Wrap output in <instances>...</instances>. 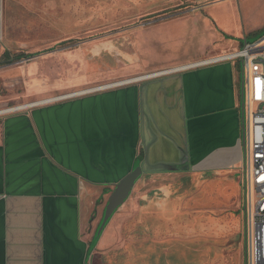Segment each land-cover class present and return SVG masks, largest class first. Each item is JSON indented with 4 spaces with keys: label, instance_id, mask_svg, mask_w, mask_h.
Returning <instances> with one entry per match:
<instances>
[{
    "label": "crops",
    "instance_id": "obj_1",
    "mask_svg": "<svg viewBox=\"0 0 264 264\" xmlns=\"http://www.w3.org/2000/svg\"><path fill=\"white\" fill-rule=\"evenodd\" d=\"M240 1L247 0L149 2L148 8L132 14L168 16L171 6L191 5L183 10L187 17L136 30L132 46L142 49L146 62L184 65L110 87H85L72 92L82 91L78 94L41 99L5 113L0 132V264H91L96 256L109 263V255L125 248L117 245L125 233L121 224L133 218L124 213L136 207L135 200L116 211L94 248L96 231L89 235L86 222L98 219L99 226L115 185L138 164L141 181L229 174L221 186L232 188L244 163L242 61L212 60L242 48L235 42L243 38L242 31L226 32L223 23H238ZM200 18L223 29L217 31L234 50L218 46L211 51L214 35L182 39L187 22ZM130 57L135 60L134 54ZM165 203L170 200H146L140 220L144 233L161 228L152 218L164 216Z\"/></svg>",
    "mask_w": 264,
    "mask_h": 264
},
{
    "label": "rangeland",
    "instance_id": "obj_2",
    "mask_svg": "<svg viewBox=\"0 0 264 264\" xmlns=\"http://www.w3.org/2000/svg\"><path fill=\"white\" fill-rule=\"evenodd\" d=\"M148 4L149 0H0V57L5 51L13 56L32 55L0 65V110L184 65L146 62L142 49L135 48L132 43L133 33L148 27L149 23L187 17L183 10L188 4L171 6L168 16H110L117 10L135 11ZM237 11L239 24L231 20L223 23L226 32L242 31L243 38L235 39L242 44L238 46L240 48L245 41L251 43L264 36V0L240 1ZM198 14L201 15V11ZM132 23L133 27H129ZM187 24L181 34L182 39L186 40L188 35L194 40L196 35L198 40L203 36L209 39L214 35V46L210 50L218 46L226 52L234 50V46L229 45L230 41L217 31L218 28L223 29L217 28L216 24H207L204 18ZM132 54L135 60L131 59ZM246 114L248 116V111ZM4 116L0 115V132ZM228 176L186 174L138 181L126 201L135 200L136 207L124 213L133 218L121 224L125 233L120 235L117 244L125 245V248L114 253L120 259L119 264H127V260L134 264H244L246 229L242 171L235 175L237 184L233 182L232 188L226 190L221 181ZM203 179L211 181L212 200L194 203L192 200L206 186ZM203 192L202 199L205 200L210 194L206 189ZM161 197L180 200L175 205L164 206L166 216L152 218L156 223L160 222L161 228L153 229L163 232L160 238L166 239V244L156 247L153 235L146 241L142 236L128 239L127 234L132 230L144 231L140 220L146 200ZM196 216L199 220L193 223ZM194 224L197 229H193ZM97 226L98 219L89 218L87 233L94 234ZM151 230L146 232L153 233ZM177 238H184L183 248L175 245ZM96 244L97 239L92 248ZM174 248H180L179 252L172 254L170 251ZM130 249L134 250L131 256L128 253ZM108 257L111 259V255ZM112 262L116 263L117 259ZM91 264L107 263L105 258L96 256Z\"/></svg>",
    "mask_w": 264,
    "mask_h": 264
},
{
    "label": "built area",
    "instance_id": "obj_3",
    "mask_svg": "<svg viewBox=\"0 0 264 264\" xmlns=\"http://www.w3.org/2000/svg\"><path fill=\"white\" fill-rule=\"evenodd\" d=\"M241 60L246 77L247 144L242 167L246 189L247 264H264V36L212 61Z\"/></svg>",
    "mask_w": 264,
    "mask_h": 264
},
{
    "label": "water",
    "instance_id": "obj_4",
    "mask_svg": "<svg viewBox=\"0 0 264 264\" xmlns=\"http://www.w3.org/2000/svg\"><path fill=\"white\" fill-rule=\"evenodd\" d=\"M247 42L245 41V44ZM182 69L176 68V70ZM130 82V81H128ZM121 83V82H120ZM123 83V82H122ZM112 86V85H111ZM110 87V86H100L99 88ZM246 99H247V88H246V77L243 67L242 61V73H241V104H242V145L244 150V155L246 152V144H247V118H246ZM143 175V170L141 166L135 167L128 175H126L122 180H120L114 187L112 191L108 203L105 207L103 218L99 229L97 231V235L101 236L104 231L106 225L112 218V216L116 213V211L128 200L130 197L136 183L140 180ZM243 213H244V223L245 229L247 233V224H246V189L244 188V197H243ZM246 248H247V239H246ZM245 264H247V258L245 256Z\"/></svg>",
    "mask_w": 264,
    "mask_h": 264
},
{
    "label": "flooded vegetation",
    "instance_id": "obj_5",
    "mask_svg": "<svg viewBox=\"0 0 264 264\" xmlns=\"http://www.w3.org/2000/svg\"><path fill=\"white\" fill-rule=\"evenodd\" d=\"M152 1H156V0H149V2H152ZM157 1H159L160 2V4L161 3H163V2H165L166 3V1L167 0H157ZM140 5H144V4H140ZM182 5V4H181ZM188 6H189V4H188ZM187 6V7H188ZM146 8H148L147 6H141L138 10H133V9H129L128 11H122V10H115L116 12L114 13V15H112V14H110V16H116V15H123V14H127V15H129L128 17L129 18H131V16H134V15H138V14H132L133 12H135V13H137V12H139V11H142V10H144V9H146ZM180 8V7H179ZM112 10H110V12H111ZM129 27H133V23L132 24H130V26ZM129 27H128V29H129ZM6 52H9V51H5L4 52V54L6 53ZM10 53V52H9ZM3 54V55H4ZM2 55V56H3ZM10 55L12 56V58H7V59H5L1 64H3L5 61H12L13 59H21V58H23V57H27V58H29L30 56H32V55H25V54H18V55H21L22 57H20V58H18L17 56L18 55H15V56H13L11 53H10ZM1 56V57H2ZM1 57H0V59H1ZM0 64V65H1ZM115 83V82H114ZM109 84H113V83H109ZM109 84H105V85H109ZM201 178V177H200ZM203 180H206L205 181V184L204 185H206V186H204V188L200 191V193H199V195L195 198V199H193L192 201H194V203L195 202H197V203H201V202H204V201H208V200H212V196H211V194H210V191L211 190H213V189H210V185L209 184H211V181L210 180H208V179H203ZM221 188V187H220ZM208 190V192L207 193H209L210 195H208V197H207V199H205V200H203L202 199V196H204L203 195V191L204 190ZM219 189V188H218ZM133 192V191H132ZM206 193V194H207ZM132 194V193H131ZM205 194V195H206ZM169 199V198H168ZM170 200V205H175V203L178 201V202H180V200L178 199V200H171V199H169ZM167 204L165 203L164 204V206H166ZM168 206V205H167ZM164 215L166 216V214H165V212H164ZM199 216H196L194 219H193V223H194V221L196 220V221H198L199 220V218H198ZM234 218H236V217H234ZM238 219V218H237ZM238 223H239V220H238ZM233 224H235V221H233ZM236 227V226H235ZM193 229H197V227L195 226V224L193 225ZM163 232L162 231H159V230H154L153 231V233H147V232H141L140 233V231H134V230H132L130 233H128L127 235L129 236V237H131V238H138V237H143L144 238V240L146 241V240H150V235H153V237L154 238H156V239H153L154 241L153 242H155L154 244H155V246L156 247H159V246H164V243L166 244V242H167V240L166 239H161L160 237H161V234H162ZM183 239L184 238H177V240H174V241H176L175 243V245H177V246H179V247H181V248H183L182 246H183ZM162 240H166V241H162ZM151 241H152V239H151ZM169 244V243H168ZM181 245V246H180ZM130 246H132V245H130ZM130 246H128V248L130 247ZM152 247V246H151ZM156 250V249H155ZM179 250H180V248L179 249H176V248H174V250H171L170 252L173 254V253H175L176 251H178L179 252ZM187 250H191V248H188ZM131 253H129V256H131L133 253H134V250L133 249H130L129 250ZM169 252V253H170ZM151 255V254H150ZM114 259H117V264H119L120 263V259L117 257V255L115 254L114 256H112L111 257V260H110V262L109 263H107V264H116L115 262H112V261H114ZM127 262V264H134V262L133 261H130V260H127L126 261ZM246 262H245V260H244V264H245Z\"/></svg>",
    "mask_w": 264,
    "mask_h": 264
},
{
    "label": "bare ground",
    "instance_id": "obj_6",
    "mask_svg": "<svg viewBox=\"0 0 264 264\" xmlns=\"http://www.w3.org/2000/svg\"><path fill=\"white\" fill-rule=\"evenodd\" d=\"M133 79H127V80H123L122 82H128V81H132ZM116 83V82H115ZM115 83H113V84H109V85H103V86H111V85H114ZM82 91H80V92H75V93H70V94H68V95H74V94H78V93H81ZM58 98V97H57ZM53 99H56V98H53ZM52 99V100H53ZM51 101V100H50ZM43 101H40V102H34V103H31V104H28V105H25V107L26 106H28V107H31V106H33V105H36V104H38V103H42ZM22 109V108H24V106H19V107H12V108H10V109H6V110H0V115H2V114H5V113H10V112H13V111H17V110H19V109Z\"/></svg>",
    "mask_w": 264,
    "mask_h": 264
},
{
    "label": "trees",
    "instance_id": "obj_7",
    "mask_svg": "<svg viewBox=\"0 0 264 264\" xmlns=\"http://www.w3.org/2000/svg\"><path fill=\"white\" fill-rule=\"evenodd\" d=\"M17 57L20 58V57H22V56H21V55H18ZM7 58H12V56L10 55L9 52H6V53L1 57V59H0V64H1L5 59H7ZM137 166H139V164H138ZM137 166H136V167H137ZM100 224H101V222H100ZM100 224H99V226H100ZM99 226H98V228H97V230H96V233H95V236H94V241H95V239H97V241H98V239L100 238V236L97 235V231H98V229H99Z\"/></svg>",
    "mask_w": 264,
    "mask_h": 264
}]
</instances>
